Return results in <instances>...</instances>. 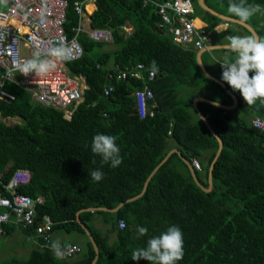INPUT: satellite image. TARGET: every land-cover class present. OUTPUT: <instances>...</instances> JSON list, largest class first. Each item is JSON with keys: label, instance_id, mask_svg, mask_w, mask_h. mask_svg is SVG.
<instances>
[{"label": "trees", "instance_id": "1", "mask_svg": "<svg viewBox=\"0 0 264 264\" xmlns=\"http://www.w3.org/2000/svg\"><path fill=\"white\" fill-rule=\"evenodd\" d=\"M73 1L66 0L63 27L67 37L73 35L71 28L77 23ZM192 2L195 15L205 22L208 17L211 27L220 21L199 8L196 0ZM204 2L219 13L237 18L227 10L229 0ZM247 2L264 6V0ZM3 4L0 0V7ZM94 4L89 27L109 28L112 39L93 41L78 33L82 54L75 60L63 59L68 71L81 74L87 86L70 118L32 100L28 92L9 82L2 89L12 98L0 100L2 180L6 181L17 167L27 168L30 180L17 190L43 197L35 206L36 217L47 214L53 230L76 232L85 242L81 252L69 260L57 258L50 249L33 247L25 258L9 256L0 259V264H91L95 254L93 264H151L145 259L132 260V252L171 225H177L183 234V259L176 264H264V134L249 122L253 116L264 117V100L247 105L241 93L222 80L223 68L218 64L215 77L224 87L205 77L195 61V50L175 44L157 27L159 16L151 2L95 0ZM245 22L264 38L261 23L252 18ZM123 24L132 27L127 36L120 33ZM115 63L121 68L142 63V78L108 79L107 67ZM148 70L154 72L149 81L145 78ZM106 83L113 89L104 95ZM145 84L153 99L148 100L146 114L140 118L132 108L130 92ZM226 90L236 96L233 109L196 102L222 141L211 170L212 188L205 192L195 184L181 159L198 161L200 170L193 168L194 175L206 187L207 168L217 141L197 116L192 99L196 91L230 105ZM151 103L155 105L150 107ZM4 117H18V122L5 124L1 120ZM99 133L117 137L122 158L119 166L102 163V158L91 151L92 139ZM172 148L179 155L171 153L149 178L141 195L126 201L141 191L153 167ZM97 169L103 172L98 182L89 175ZM118 203L122 204L115 211L103 209ZM82 208L86 210L79 211ZM118 218L124 221L122 229L116 226ZM94 219L104 228L96 227ZM138 226L148 229L145 236L138 235ZM3 229L6 234L12 226L4 224ZM85 230L96 245V253ZM31 231L22 229L24 233ZM109 234H113L111 241Z\"/></svg>", "mask_w": 264, "mask_h": 264}, {"label": "built area", "instance_id": "2", "mask_svg": "<svg viewBox=\"0 0 264 264\" xmlns=\"http://www.w3.org/2000/svg\"><path fill=\"white\" fill-rule=\"evenodd\" d=\"M5 8L0 10V100L7 101L12 96L2 89L5 82L12 83L30 94L32 100L39 104L51 107L62 112L65 119H69L76 105L83 99V91L87 88L81 74L70 73L63 59L56 56H47L54 67L43 75L34 72L27 76L19 73L14 65L19 61L30 59L39 51L47 54L52 48L61 44L68 49L66 60H75L82 54V47L77 40L78 33H84L93 41L110 42L111 30L109 28H91L88 25L89 15L85 6H94L95 0H75L72 2L73 10L77 14V23L71 29L73 35L67 37L64 31L66 0H3ZM151 2L155 13L159 16L157 27L168 35L175 44L201 49L208 41L209 30L205 24H195L198 16L195 15L192 0H143ZM227 22L219 21L213 24L211 30L221 31ZM132 27L129 24L120 26L123 36L129 35ZM219 69L221 63L217 62ZM142 63L130 67H120L117 63L107 67L108 79H125L126 77L142 78L139 70ZM154 72L147 71L145 78L149 81ZM113 86L106 83L103 94L107 95ZM131 104L136 114L142 118L147 111V102L153 99L148 85L134 88L130 92ZM155 104L151 103L150 107ZM104 114V113H103ZM151 115L152 111H148ZM254 129L264 134V117L253 116L249 120ZM166 131L170 135L171 122ZM192 168L200 170L195 158H191ZM30 180V171L27 168L13 169L6 181L2 180L0 173V240L4 233L3 225L11 224L19 229L32 228L31 232L24 233V240L33 244L37 249H50L52 244L53 222L47 214L37 218L35 206L43 202L41 195L31 197L17 190L19 185L27 184ZM119 229L124 227L121 218L116 220ZM63 260L74 258L81 252L76 243L61 244Z\"/></svg>", "mask_w": 264, "mask_h": 264}, {"label": "clouds", "instance_id": "3", "mask_svg": "<svg viewBox=\"0 0 264 264\" xmlns=\"http://www.w3.org/2000/svg\"><path fill=\"white\" fill-rule=\"evenodd\" d=\"M227 10L241 21H248L261 11V7L258 4H249L247 0H229ZM227 41L225 44L218 43L214 46L235 54L233 59L220 62L223 68L222 80L234 90H238L247 105L255 104L257 99L264 100V38L252 33L246 36H228ZM53 55L67 59L68 49L61 44L52 48L46 55L37 51L32 58L19 61L14 67L25 76L32 72L43 75L54 67L52 61L46 58ZM116 139L115 136L99 133L93 137L91 144V151L102 158V163L110 162L113 168L122 163ZM89 175L97 182L103 178V172L99 169L91 171ZM147 232L146 227L138 226L139 236H145ZM51 250L57 258H63L64 253L59 241L52 242ZM183 254L182 231L177 225H171L166 231L149 238L145 247L135 249L131 259L134 261L145 259L151 264H176L183 259Z\"/></svg>", "mask_w": 264, "mask_h": 264}, {"label": "water", "instance_id": "4", "mask_svg": "<svg viewBox=\"0 0 264 264\" xmlns=\"http://www.w3.org/2000/svg\"><path fill=\"white\" fill-rule=\"evenodd\" d=\"M196 4H197V6H198L199 8H201L203 11H205V12L211 14L212 16H214V17H216V18H218V19H221V20H223V21H225V22H231V23L238 24V25L242 26L243 28L247 29L251 34H252V33H256V31L254 30V28H253L251 25H249L248 23H246L245 21H241L240 19L233 18V17H230V16H226V15H224V14H222V13H219V12L213 10L212 8H210L209 6H207V5L205 4L204 0H196ZM256 35L258 36L257 33H256ZM203 50H204V49H198V50L195 51V61H196L197 65H198V67L200 68L201 72L203 73V75H204L205 77H207V78H209L210 80H212V81L218 83L221 87H224V84H223L219 79H217L215 76H213L212 74H210V73L206 70V68L204 67V65H203V63H202V61H201V58H200V54H201V52H202ZM226 92L230 95L231 100H232V102H231L230 105H224V104H222V103H220V102H218V101H214V100L208 99V98H206V97H200V96H199V97H194V98L192 99V107H193V109L195 110L197 116L203 121L204 125L207 127V129H208L213 135H214V131H213V129L211 128V126H210V125L208 124V122L206 121L205 117L202 115V113H201L200 110L198 109V107H197V105H196V102L199 101V100H202V101L208 102V103L213 104V105H218L217 107H220V108H223V109H228V110H229V109H233V108L236 106V103H237L236 96H235L231 91H229V90H226ZM214 136H215V139H216V141H217V148H216V151H215V153H214V156H213L212 160L210 161L209 166H208V168H207V186H206V187L202 186V185L197 181V179H196V177H195V175H194V171H193L194 169L192 168V166L190 165V163H189L184 157L181 156V159L186 163V165H187V167H188V169H189V171H190V174H191V176H192V178H193L195 184H196L199 188H201L203 191H205V192L209 191V190L212 188L211 170H212V168H213L214 161H215L216 157L218 156V154H219V152H220V150H221V147H222V141H221V139H220L218 136H216V135H214ZM174 152L177 153V154L179 155V151H178L177 149H175V148L169 149V150L166 152V154L160 159V161H159V162L153 167V169L151 170V172L148 174V176L146 177V179H145V181H144V183H143V186H142L141 191H140L137 195H135V196H133V197H129V198H127L126 201L133 200V199H135V198H137L138 196L141 195V193H142V192L144 191V189H145V186H146L147 181H148L149 178L152 176V174H153V173L157 170V168H158V167H159V166H160V165H161V164H162V163H163V162L169 157V155H170L171 153H174ZM121 204H122V203H118L115 207H113V208H111V209H109V208H103V209L112 212V211H115L116 209H118V208L121 206ZM81 210H86V208H82V209H80L79 211H81ZM79 211H77V213H78ZM77 213H76V214H77ZM77 221H78V223L81 225V223H80V221H79L78 218H77ZM81 226H82V225H81ZM82 227H83V226H82ZM85 234L87 235V237H88L89 241L91 242V244H92V246H93V249H94V251H95V253H96V245H95V243H94L92 237H91L90 235H88V232H87L86 230H85ZM95 257H96V254H95V256H94V258H93L91 264L94 263Z\"/></svg>", "mask_w": 264, "mask_h": 264}, {"label": "crops", "instance_id": "5", "mask_svg": "<svg viewBox=\"0 0 264 264\" xmlns=\"http://www.w3.org/2000/svg\"><path fill=\"white\" fill-rule=\"evenodd\" d=\"M4 2V1H3ZM4 5H6L5 4V2H4ZM92 7H95V5L94 6H92V5H89V6H87L86 7V10H87V12H89L90 13V9L92 8ZM221 20V19H220ZM211 21V20H210ZM221 21H223V20H221ZM198 24H205L206 26H207V24H206V22L205 21H203V20H201V19H199L198 18V22H197ZM230 24H234L235 25V23H231V22H229V25ZM228 27V24H227V26H226V28ZM225 28V29H226ZM242 30V29H241ZM255 30V29H254ZM217 32V31H216ZM257 33V32H256ZM238 34V32L237 31H235V33L232 35V36H234V35H237ZM242 36V35H241ZM243 36H246V34H244ZM228 41H227V38H225V40L224 41H221V40H218L217 38H215V37H211L210 35L208 36V41L205 43V45L201 48V49H204L202 52H201V54H200V58H202V54L205 52V55L206 56H208L207 58H208V64H210V67L212 68V69H214L215 71L213 72V71H210V69H209V66L208 65H206V63L201 59V61H202V63H203V65H204V67L206 68V70L210 73V74H212L213 76H216V68H217V62H225L226 60L225 59H223V58H234V56H235V54L234 53H228V52H224V51H222V49L223 48H216V47H214L215 45H217L218 43H220V44H225V43H227ZM212 52H215L216 54V56L214 55V54H212ZM219 56V57H218ZM194 93H195V95H194V97H199L200 95H198L197 93H196V91H194ZM193 97V98H194ZM200 97H203V96H200ZM11 118H13V119H17V122H18V117H4V118H1V120L4 122V119H11ZM5 123V122H4ZM12 123V122H11ZM10 123V124H11ZM5 124H7V123H5ZM98 221V223H101L100 222V220H98V219H94L93 220V223H94V225L96 226V227H98V228H101V226L100 225H98V224H96L95 223V221ZM96 221V222H97ZM11 225V224H10ZM12 226V225H11ZM69 234H71V235H76L77 236V233L76 232H69V233H67V232H65V231H61L60 229H55V230H53L52 231V242H54V241H59L60 242V244H63V243H66V242H73V243H76V244H78V245H80V246H82L81 244H79V243H77V242H74V241H65L66 240V238H67V235H69ZM110 237V236H109ZM2 241H5L6 242V247L7 248H9V250H11V252H13V253H11L10 252V255H12V254H15L16 253V251H18L19 253L20 252H24V253H26V256H27V254H28V252H29V250L31 249V248H33L34 246H33V244H31V243H28V242H26L25 240H24V236H23V232H22V230L21 229H19V228H16V227H14V226H12V230L9 232V233H3V235H2ZM4 239V240H3ZM110 241V240H109ZM34 248H36V247H34ZM76 257V256H75ZM74 257V258H75ZM5 258H7V257H5ZM5 258H2V259H5Z\"/></svg>", "mask_w": 264, "mask_h": 264}, {"label": "rangeland", "instance_id": "6", "mask_svg": "<svg viewBox=\"0 0 264 264\" xmlns=\"http://www.w3.org/2000/svg\"><path fill=\"white\" fill-rule=\"evenodd\" d=\"M259 5L261 7V11L260 12H257L251 18L254 19V20H256V21H258L259 23H261L259 25L264 26V6L262 4H259ZM4 8H5V5L3 4L0 7V10H3ZM195 14L198 15L197 13H195ZM206 24L208 26L207 29L209 30V35L211 37H215V38H217L218 40H221V41H224L225 38H227L228 36H232L235 33V31L238 32L237 35H239V36H241V35L243 36L244 34H246L243 30H241V28H239V26L234 25V24H230L229 25V23H227L228 24V27L226 28V30L224 29V32H222L221 34L215 33V31L211 30V21L209 20L208 17H206ZM106 47H110V45H107ZM212 54L215 55L216 53L215 52H212ZM201 59L206 63V65L209 66L210 71H213V72L215 71L214 69H212L210 67V64H208V58L205 55V52L202 54V58ZM223 59L229 60L230 58H227L226 57V58H223ZM4 122L7 123V124H10L11 122L12 123H15V122H17V119H13V118H11V119H4ZM96 221H95V223L98 224V225H100L101 228L103 229L104 228V225L101 224V223H98V221L97 222ZM109 236H110L109 237V240L111 241L112 238H113V234H109ZM65 241H74V242H77V243L83 245L84 242H85V237L83 235L78 234V233H77V236L74 235V234L73 235L69 234V235H67V238H66ZM5 244H6V242L5 241H2V238H1V240H0V259L5 258V257H9V256H15V257H18V258H25L26 257V253H24V252H20L19 253L18 251H16L15 254L10 255L11 250H9V248H7ZM11 253H13V252H11Z\"/></svg>", "mask_w": 264, "mask_h": 264}, {"label": "bare ground", "instance_id": "7", "mask_svg": "<svg viewBox=\"0 0 264 264\" xmlns=\"http://www.w3.org/2000/svg\"><path fill=\"white\" fill-rule=\"evenodd\" d=\"M89 5H90V4H89ZM89 5H86V6H89ZM86 6H85V8H86ZM197 22H198V21H195V24H198Z\"/></svg>", "mask_w": 264, "mask_h": 264}]
</instances>
